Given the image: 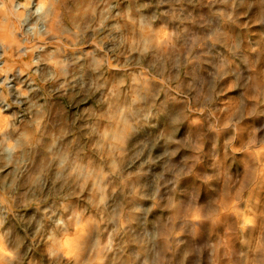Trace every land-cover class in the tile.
<instances>
[{
    "label": "clouds",
    "instance_id": "obj_1",
    "mask_svg": "<svg viewBox=\"0 0 264 264\" xmlns=\"http://www.w3.org/2000/svg\"><path fill=\"white\" fill-rule=\"evenodd\" d=\"M0 264H264V0H0Z\"/></svg>",
    "mask_w": 264,
    "mask_h": 264
}]
</instances>
